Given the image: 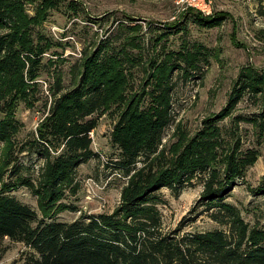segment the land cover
<instances>
[{"label":"trees","instance_id":"1","mask_svg":"<svg viewBox=\"0 0 264 264\" xmlns=\"http://www.w3.org/2000/svg\"><path fill=\"white\" fill-rule=\"evenodd\" d=\"M52 12L68 20L87 16L80 0H0V243H22L23 264H264V227L245 221L226 201L260 156L258 148H243L241 123L251 125L260 145L264 68L242 66L220 110L194 132L176 123L173 140L162 143L174 122L175 81L200 78L209 57L204 46L171 49L166 42L188 18L213 28L227 13L188 7L176 19L149 26L158 33L145 46L142 26L124 15L107 34L82 45L65 85L60 64L66 59L57 50L64 43L43 26ZM43 74L51 76L46 94ZM244 97L256 112L234 114ZM37 102L43 117L31 137L17 139L24 127L17 106L32 109ZM104 114L113 120L110 142L120 155L115 165L127 177L119 202L111 212L58 221L60 212L78 210L66 198L80 188L78 167L96 156L90 133ZM23 153L35 155L37 171L21 161ZM197 184L202 190L188 215L165 230L158 208L165 200L157 192L167 188L178 196ZM20 187L35 196L39 212L11 194ZM250 191L264 193V181ZM204 213L218 227L189 229Z\"/></svg>","mask_w":264,"mask_h":264},{"label":"rangeland","instance_id":"2","mask_svg":"<svg viewBox=\"0 0 264 264\" xmlns=\"http://www.w3.org/2000/svg\"><path fill=\"white\" fill-rule=\"evenodd\" d=\"M80 1L87 11L86 19L68 20L60 13L52 12L48 21L43 24L45 31L54 39L64 43V48L57 50L61 57L66 59L64 64H60L64 71L65 85L69 83V65L79 57L82 45L92 43L107 34L108 29L115 27L119 20H124V15L136 19L128 23H139L142 26L141 35H143L145 46L150 37L158 33V30L154 33L147 31L149 26L159 27L157 23L176 19L181 11L188 7L197 10L201 7L199 3L196 4L198 6L188 5V0ZM196 1L191 2L196 3ZM203 1L206 3L204 10L200 9L203 14L223 11L228 17L221 25L213 28H201L188 18L182 32H175L169 36L166 42L169 48L201 45L207 49L209 57L200 78L175 81L172 92L174 122L164 129L162 143L168 144L173 140L172 133L176 123L194 132L204 117L220 110L226 103L232 82L242 66L248 64L256 68H264V0ZM92 18L98 22H92ZM146 56L145 50L144 58ZM46 81H51V76L43 74L40 82L45 94L48 87ZM256 108L257 105L251 99L244 97L237 104L234 114L250 115L256 112ZM43 114L44 105L41 102H37L32 109L20 103L16 109V118L24 123V127L17 139L24 140L31 137ZM112 126L113 120L108 114L99 118L98 125L93 131L92 147L96 156L78 167L77 180L80 188L75 195H68L66 198V201L77 206L78 210L60 212L57 215L58 221L71 222L81 213L111 212L118 204L120 190L127 177L122 169L115 165L120 155L119 150L110 142ZM241 129L243 148H258L260 156L256 163L249 167L245 182H238L226 201L240 210L245 221L251 225L258 223L264 227V193L254 194L250 191V188H255L264 181V137L261 144L257 145L252 135L251 125L242 122ZM3 149L0 142V166ZM20 157L23 163L37 171L40 164L34 154L23 153ZM105 159L109 163H106ZM201 190L202 185L197 184L194 187L185 188L178 196H174L167 188L157 192V195L165 200V203L158 205L165 230L173 229L183 217L188 215ZM11 194L39 212L36 198L27 188L20 187L13 190ZM216 227L218 225L205 213L188 226L189 229ZM24 251L26 248L22 243L5 238L0 243V264H23Z\"/></svg>","mask_w":264,"mask_h":264},{"label":"built area","instance_id":"3","mask_svg":"<svg viewBox=\"0 0 264 264\" xmlns=\"http://www.w3.org/2000/svg\"><path fill=\"white\" fill-rule=\"evenodd\" d=\"M189 1H190V2H189ZM191 1H196V0H188V3H187V4H188V5H191V6H198V5H196V4L199 3V6H201V7H200L201 10H204L203 8L206 7V3H205L203 0L196 1V3H193V2H191ZM198 8H199V7H198ZM200 9H199V10H200ZM90 135H91V137H92V139H93V132H91Z\"/></svg>","mask_w":264,"mask_h":264}]
</instances>
